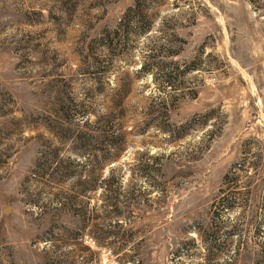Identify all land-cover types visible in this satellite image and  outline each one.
<instances>
[{"label": "rangeland", "instance_id": "374dc122", "mask_svg": "<svg viewBox=\"0 0 264 264\" xmlns=\"http://www.w3.org/2000/svg\"><path fill=\"white\" fill-rule=\"evenodd\" d=\"M0 264H264V0H0Z\"/></svg>", "mask_w": 264, "mask_h": 264}, {"label": "bare ground", "instance_id": "6f19581e", "mask_svg": "<svg viewBox=\"0 0 264 264\" xmlns=\"http://www.w3.org/2000/svg\"><path fill=\"white\" fill-rule=\"evenodd\" d=\"M230 59V63L235 66L236 68H238L239 72L241 73V76L243 77V79L247 80L248 82H250L254 88V85L249 77V75L239 66V64L233 59V58H229Z\"/></svg>", "mask_w": 264, "mask_h": 264}]
</instances>
